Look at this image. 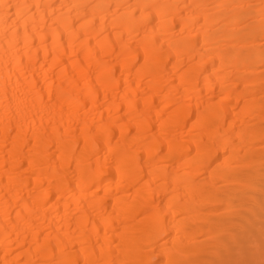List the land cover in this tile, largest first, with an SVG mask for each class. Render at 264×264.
<instances>
[{
  "label": "bare ground",
  "instance_id": "obj_1",
  "mask_svg": "<svg viewBox=\"0 0 264 264\" xmlns=\"http://www.w3.org/2000/svg\"><path fill=\"white\" fill-rule=\"evenodd\" d=\"M0 264H264V0H0Z\"/></svg>",
  "mask_w": 264,
  "mask_h": 264
}]
</instances>
